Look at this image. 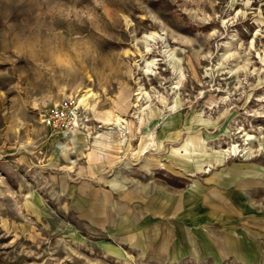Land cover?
I'll use <instances>...</instances> for the list:
<instances>
[{
    "label": "rangeland",
    "instance_id": "obj_1",
    "mask_svg": "<svg viewBox=\"0 0 264 264\" xmlns=\"http://www.w3.org/2000/svg\"><path fill=\"white\" fill-rule=\"evenodd\" d=\"M175 99L178 128H138L137 104ZM114 113L135 125L108 135ZM190 137L264 164V0H0V264H159L104 253L71 197L141 182Z\"/></svg>",
    "mask_w": 264,
    "mask_h": 264
},
{
    "label": "crops",
    "instance_id": "obj_2",
    "mask_svg": "<svg viewBox=\"0 0 264 264\" xmlns=\"http://www.w3.org/2000/svg\"><path fill=\"white\" fill-rule=\"evenodd\" d=\"M167 164L150 161L132 186L94 184L71 197L99 248L159 264H264V164L212 153Z\"/></svg>",
    "mask_w": 264,
    "mask_h": 264
},
{
    "label": "bare ground",
    "instance_id": "obj_3",
    "mask_svg": "<svg viewBox=\"0 0 264 264\" xmlns=\"http://www.w3.org/2000/svg\"><path fill=\"white\" fill-rule=\"evenodd\" d=\"M154 34H156V33L154 32ZM154 36H158V35H154ZM155 38H157V37H155ZM143 41H145V40H143ZM153 51H155V50H153ZM153 51L149 47L146 48V51H142V49L139 47L135 51L133 50L134 53H139V55H141L142 57H145L147 54H152ZM149 63H154V60L152 59V60L147 62L148 67H149ZM142 73L144 75H148V76L152 74L148 71V68H147V70H144ZM88 93H89V90H87L85 93H83V95L78 99L79 102H82L86 105H89L88 98L90 97V94H88ZM141 93H142L141 91L136 93V94H138L137 101L141 100V98L139 97V95ZM137 105L139 106V108L141 110L140 114L138 115L139 116L138 117V123H139L138 128L141 129V131L142 130H151L158 122L162 123L164 130H168L170 128L176 129L180 125V114H179V109H177L178 108L177 107V99H175L174 104L172 106H170V107L174 108V111L171 113H168L166 115H163V116L160 113V108L156 105L154 107H152L150 105L146 111H144L145 108H141L142 107L141 104H137ZM75 107H77V106H75ZM76 115L77 114H75V120H74L75 126L70 131H73L76 128V125H77ZM106 120H110L109 123L113 124L112 127H107L108 129H110V130L106 131L108 135H111V133H113L115 129H117L119 133L123 134L125 132L124 129H127V128L131 129V127L133 125H135L134 120L132 118H125L119 113H114L111 118L108 117ZM82 126L86 130L87 125L82 123ZM76 131L77 130L74 131V134H78ZM79 132H80V135L84 138V135L81 134V132H83V131L79 130ZM71 138L73 141V135L71 136ZM151 142H155V141L153 140ZM107 144H109V143L107 142ZM58 147L60 148V151H66L68 144H66V143L61 144V145H58ZM182 148L185 151V156L191 160L196 159L197 156L200 155L199 150L196 147V142H194L191 137L186 140V143L182 145ZM103 149L104 148L97 146V145L92 146L91 150L87 151V156H88L90 162L93 163L98 158L102 159L103 158L102 154L104 153V152H102ZM174 150L178 151L177 149H174Z\"/></svg>",
    "mask_w": 264,
    "mask_h": 264
}]
</instances>
